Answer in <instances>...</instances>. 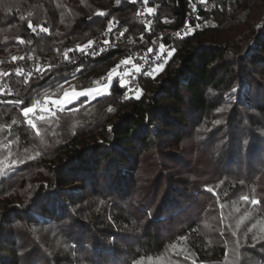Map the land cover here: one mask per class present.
I'll return each instance as SVG.
<instances>
[{"label":"trees","instance_id":"16d2710c","mask_svg":"<svg viewBox=\"0 0 264 264\" xmlns=\"http://www.w3.org/2000/svg\"><path fill=\"white\" fill-rule=\"evenodd\" d=\"M148 1L159 10L160 24L151 33L135 19L136 9L126 0H0V71L14 57L57 60L65 47L83 45L108 31L149 41L167 27L164 22L173 20L171 27L178 26L186 17L189 0ZM259 7L264 8V0H223L211 14H204L206 20L214 18L212 26L175 40L163 77L144 78L138 99L123 100L124 90L114 83L110 93L98 99L88 102L82 97L64 112L34 118L35 128L22 114L46 95L62 94L66 83L81 90L97 87L95 81L109 74L122 51L29 77L17 75L3 83L8 85L0 86L5 90L0 94V264H225L234 256L264 264V104L255 105L262 101H256L257 94L264 95V65L258 59V54L264 55V41L257 38L259 27L252 16ZM250 41L261 43L257 54L246 53ZM250 109L261 115L254 117L253 161L249 155L239 169L230 168L239 177L226 174L229 167L219 163L225 153L221 149L209 178H197L175 191L170 188L157 206L135 203L134 179L142 152L151 147L149 141L161 152L169 148L172 137L180 145L183 129L196 124L190 130L196 135L209 116L216 129L204 132L211 139L229 128L240 129L241 117ZM156 126L169 138L161 139L167 142L164 147L155 140L162 137ZM152 127L154 131L140 132ZM207 143V138L197 140L192 152ZM95 154L101 159L88 168V159ZM186 154L181 152L176 160L182 162ZM106 157H115L118 166L113 172L118 168L124 190L100 183ZM45 177H50V189L43 183L39 190L38 182ZM75 183L84 188L68 191ZM28 187L32 197L25 200L22 192ZM223 187L231 191L226 195ZM56 189L61 194L55 214L45 205L44 213L37 212L42 205L33 209L46 192ZM66 194L70 198L62 196ZM241 194L258 202L249 206L253 213L242 229L248 224L253 229L245 239L231 223L238 225L242 215L220 211L222 202L237 197L242 203ZM78 202L81 208L76 207ZM218 214L224 219L216 217L214 226L211 219ZM53 220L55 235L76 258L71 252L53 257L38 237L35 227ZM239 241L244 242L240 248Z\"/></svg>","mask_w":264,"mask_h":264},{"label":"rangeland","instance_id":"374dc122","mask_svg":"<svg viewBox=\"0 0 264 264\" xmlns=\"http://www.w3.org/2000/svg\"><path fill=\"white\" fill-rule=\"evenodd\" d=\"M261 8L262 7H259V9L257 10L253 9L252 16L254 19V23L256 24L257 27H259L257 38H260L264 41V8L262 9ZM260 45L261 43L260 44L254 43L253 45V42L250 41L247 47L246 53L247 54H254V53L257 54V52L255 51L260 49ZM253 47L255 48V50H253ZM258 59L264 65V55L258 54ZM227 60H230V58L228 57ZM231 61H234V58H232ZM231 61L227 63H231ZM164 71L165 69L160 72L161 74L157 75L158 78L161 79L163 77ZM71 82L73 81H70L69 83ZM67 84L68 83H66V85ZM66 85L64 86V89L62 91L63 99L62 101L57 103L58 108H60V111H63V112L67 109L69 105L77 103L82 97H86L85 99L89 102V101L98 99L99 97L109 94L112 89L113 82L109 81L108 83L101 84V85L96 84L97 87L93 89H89V90L77 89L73 93H65L67 92V90L70 91L73 89L71 87H68V85L67 86ZM90 90H99V91H90ZM4 91L5 90L0 89V94H2ZM82 91L88 92V95L81 96L78 99H75L73 103H66L64 101L65 94L71 95L76 92H82ZM259 99H261L262 101L256 102L255 105L256 104L258 105L259 103L262 105L264 104V95L261 96L257 94L256 101H259ZM37 104L38 103L34 104L32 107H34ZM249 107H251L250 104H249ZM188 113L189 112H187V114ZM22 114H23V111H22ZM255 115L258 118H260L261 113L258 111L254 112L252 109H250L249 111L245 112V114H243V116L241 117L242 125L240 129L229 128L226 130L225 133L221 134L220 136H217L216 134L213 135L214 137H212L211 139H209L211 134L210 133L205 134L204 131L211 130L213 133L216 129V125L212 120L213 118H211L210 116L206 118V120L204 118V121L201 124V126L198 128L196 135L194 134L191 135L190 133L191 128H193L196 124L195 125L191 124L192 126L188 125L187 128L183 129V132L181 134L182 142H180L181 143L180 145H177V143L175 144L174 143L175 138H173L172 135H170V137L172 138L170 139V142L168 144L169 148L167 150H163V152L158 150L154 141L153 142L149 141L148 143L149 145H151V147L148 151L146 150L142 152V158H140V160L142 161L141 167H139L140 170L138 169L136 171L137 174L134 179L136 184L138 185L137 188H140V189H137V188L135 189V193H136L134 196L136 198L135 203L139 205L146 204L145 206H153V205L157 206V204L162 200L163 197L170 194V188L175 191L177 186L182 187L191 181H195V179L197 178L201 180L205 178H209L210 174L213 173L214 171V167L217 166L219 157H221V149H223L225 153L223 155V160H221V162L219 163H222V165L229 167L228 170L226 169L227 170L226 174L232 179H235V177H239L238 174L234 172L233 170H231L230 168H233L234 166H236V168L239 169L241 166V163L243 162L245 163L248 160L249 155H251V160L253 161V143L250 145V142L253 141V133L257 131V130L253 131V123L256 122L254 118ZM188 117H189V114H188ZM191 117L194 118L196 117V115L191 114ZM34 118L35 117L31 119L29 118H26V119L33 121ZM192 118L189 119V121H191ZM156 128L157 130L161 129L160 133L162 137L159 138V136H156L155 140L157 139L156 141L160 142V146L164 147L166 146L164 144L167 142L161 139L168 140L169 138L164 137V135L162 134V128H160V126L158 127L156 126L155 130ZM152 130L154 131L153 127L151 128V130L147 128L140 129V132L143 131V133H145L144 131L151 132ZM205 138H207V140H209L210 143L204 144L203 150L200 148L199 150L197 151L194 150L192 152L193 148L194 149L196 148L195 143L197 142V140L202 141ZM189 149L191 150V153H189L188 151ZM181 152L187 153L186 155H188V157L184 158L182 162L180 160L179 161L176 160V158L180 156ZM211 152H213L212 157L210 155ZM239 153H240V157L238 160L239 155L237 154ZM255 154L259 155L258 149L255 151ZM95 155H96L95 157H90L88 159L89 160L88 161L89 166H87L88 168H91L94 166L95 160L101 159L99 154L98 155L95 154ZM105 160L106 161L104 162V165H102V168L100 170V176L103 177L100 183L105 184L107 181L108 184H111L112 186H115V187L118 185L121 190H124L125 185L122 182L123 180L122 179L119 180L120 178H118L119 177L118 168H116V171L113 172L115 167L118 166L117 162H115L116 161L115 157H110V158L106 157ZM241 160L242 162H240ZM246 169L247 167L245 166V171ZM81 176H82V172H81ZM81 176L79 177L80 179L82 178ZM109 176L113 177L111 180L112 182L108 180L110 179ZM38 183H39V190H40L41 189L40 186L44 184L46 185V187H49L50 189L52 182L50 180V177H45L43 181L41 180V182L39 181ZM28 188L30 189L28 190ZM28 188L23 190L24 192H22V195H24L25 200L30 199L32 197L31 193L33 189L31 187H28ZM83 188H84L83 184L75 183L74 186H71L68 191L72 192V191L83 189ZM224 190H225V194L226 192L231 191L229 189H224ZM59 191L60 190L56 189L52 192L51 191L46 192V195L42 197L43 199H40L37 203L33 205V207H35L33 209L37 210V208L40 207V205H42V207L37 212L44 213L41 210L42 208H44L43 206L45 205V209H50V211L52 213L54 212L55 214L56 211L58 210L57 205L59 203V198H58L59 193L61 194V192ZM61 191H64V190L61 189ZM241 195H242V198H241L242 203L236 200L237 197L230 200L228 204L225 202H222L220 205L221 207L220 211L222 212L221 209H227L230 214L240 213L242 215V218H240L238 225L235 220L231 221V223L237 226L236 230L238 231L240 230V235L242 236L243 239H245L247 235L250 233V231L253 229V224L251 225L248 224L249 228H245V231L242 229L247 224L246 223L247 218L250 217L253 213V209L249 207L250 205L253 207V203H252L253 200L252 199L245 200L244 197H246V194H241ZM62 196H66L70 198V195L68 194L62 195ZM201 201L203 202L204 200H201ZM1 203L2 202H0V205ZM239 204L241 205L239 206ZM77 205H76L77 208L79 207L81 208L83 204L82 203L79 204L78 202ZM216 217L220 221H223L224 219V216L222 214H218L214 216L211 219L212 224L214 223L213 224L214 226H217L215 223ZM175 221L176 220H173L172 224H174ZM46 222H47L46 224L40 225V227H35V231L38 237L42 240V243L47 244L48 248L51 251L52 256L54 257V255L56 254L64 256L65 254H68L69 252H71L72 258H76V254L74 253V251L68 250L67 247H64L60 241V238L55 235L56 232L54 231H57L56 220L46 221ZM243 222L245 223L241 225ZM222 225H224L223 222H222ZM166 226L167 228H169L170 224L167 223ZM12 236H14V234H12ZM15 238H16V235L14 239ZM250 241L253 242V238L250 239ZM243 243L239 241V244L237 243V247L238 248L242 247ZM225 264H256V263H254V261L249 257L247 259H244L243 257H239L238 259L236 256H234V257H230Z\"/></svg>","mask_w":264,"mask_h":264},{"label":"built area","instance_id":"2783aa9c","mask_svg":"<svg viewBox=\"0 0 264 264\" xmlns=\"http://www.w3.org/2000/svg\"><path fill=\"white\" fill-rule=\"evenodd\" d=\"M133 4L135 11V19L143 22L147 27V32L151 33L154 28L160 24L159 10L149 5L148 0H126ZM223 0H189L186 17L178 26H172L173 20L164 22L167 27L163 28L158 34L154 35L149 41L143 39H126L123 35L114 36L111 31L95 36L93 39L83 45H75L65 47L62 50L60 58L57 60L44 61L39 57L32 58H15L0 71V86L3 88L8 85L11 77L17 75L29 77L35 73L39 67L41 71L48 68H61L64 66L77 65L83 59H91L99 57L106 52L122 51L120 61L105 77L99 78L95 84L101 85L112 81L113 84H118L123 90V100L130 98L138 99L141 95V82L146 77H155L163 69L166 62L172 57L175 52L174 41L185 38L204 30L206 27H211L214 23V18L205 19L204 14H211L216 10L218 4ZM152 12L149 13L148 9ZM117 26H113V30ZM83 49V51H81ZM167 54V55H165ZM160 56L161 60L156 57ZM139 67L141 71L136 72ZM154 69H158L153 71ZM40 71V72H41ZM151 73V75H148ZM31 74V75H29ZM126 81L124 86H121L120 81ZM68 87L72 90L65 93H73L77 90L75 84H70ZM62 95L57 91L43 97L38 104L33 108L35 111L30 113L27 118L33 117L43 119L50 114L60 110L57 103L53 101H62ZM44 110L50 111L46 113Z\"/></svg>","mask_w":264,"mask_h":264},{"label":"snow or ice","instance_id":"6c2138e0","mask_svg":"<svg viewBox=\"0 0 264 264\" xmlns=\"http://www.w3.org/2000/svg\"><path fill=\"white\" fill-rule=\"evenodd\" d=\"M148 12L151 13L152 12V9L149 8L148 9ZM29 27L30 28H33V26L31 24H29ZM33 30L35 31V29H33ZM41 31H47V30L46 29H43V27L41 26ZM81 51H83V49H81ZM165 55H167V54H165ZM13 59H15V57ZM21 59H23V58L21 57ZM156 59L157 60H161V57L160 56H157ZM156 70H158V69H154L153 71H156ZM36 71L37 72H40L41 69L39 67H37L36 68ZM140 71H141V69L139 67H137L136 68V72L139 73ZM29 75H31V74H29ZM148 75H151V73H148ZM125 83H126V81H123V80L120 81L121 86H124ZM90 91H99V90H90ZM85 95H88V92H83L82 91V92H76V93L71 94V95L70 94H65L64 101L66 103H73L75 101V99H78L79 97L85 96ZM53 103H59V101H53ZM34 111H35V109L33 107H27L26 109L23 110V115H24L25 118H27L29 116V114L30 113H33ZM27 122L33 128L36 127V125L33 123L32 120H28ZM217 123H219V121H217ZM207 190L208 191H213L210 188L207 189ZM244 199L247 200L248 198L247 197H244ZM252 203L255 204V203H258V202L257 201H253Z\"/></svg>","mask_w":264,"mask_h":264},{"label":"water","instance_id":"95a60500","mask_svg":"<svg viewBox=\"0 0 264 264\" xmlns=\"http://www.w3.org/2000/svg\"><path fill=\"white\" fill-rule=\"evenodd\" d=\"M44 112H46V113H51L50 111H47V110H44Z\"/></svg>","mask_w":264,"mask_h":264},{"label":"bare ground","instance_id":"6f19581e","mask_svg":"<svg viewBox=\"0 0 264 264\" xmlns=\"http://www.w3.org/2000/svg\"><path fill=\"white\" fill-rule=\"evenodd\" d=\"M142 23V22H141Z\"/></svg>","mask_w":264,"mask_h":264}]
</instances>
